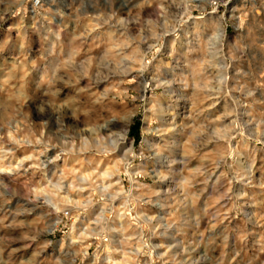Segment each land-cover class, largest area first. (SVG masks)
I'll return each instance as SVG.
<instances>
[{
	"label": "rangeland",
	"instance_id": "1",
	"mask_svg": "<svg viewBox=\"0 0 264 264\" xmlns=\"http://www.w3.org/2000/svg\"><path fill=\"white\" fill-rule=\"evenodd\" d=\"M0 264H264V0H0Z\"/></svg>",
	"mask_w": 264,
	"mask_h": 264
},
{
	"label": "bare ground",
	"instance_id": "2",
	"mask_svg": "<svg viewBox=\"0 0 264 264\" xmlns=\"http://www.w3.org/2000/svg\"><path fill=\"white\" fill-rule=\"evenodd\" d=\"M142 89H143V88H142ZM142 91L144 92V91H145V88H144ZM64 121H65V120H64ZM76 121H77V120H76ZM111 130H112V127L107 125V126L105 127V130L101 133V135H102V134H105V133H109ZM91 135H92V134H91ZM91 135H90V136H91ZM99 137H100V133H98L96 136H94V138H95V140H96V141H95L96 144H99V143H100V142H99V141H100V138H99ZM122 137L124 138V137H125V134H123ZM91 142H92V141H91ZM98 142H99V143H98ZM115 143H116L115 140H110L108 144H109L111 147H114V146H115ZM13 159H14V158H13ZM90 162H91V161H90ZM4 165H5V164H4ZM4 171H5V170H4ZM94 171H95V170H94ZM79 176H80V175H79ZM89 176H90V175H87V177H86V176H82L81 178L79 177V181L83 183V182H85L87 179H89ZM102 176H103V177L109 176V172H108V171L103 172V173H102ZM70 185H72V184H70ZM70 185H69V186H70ZM79 185H80V183H79ZM55 187H56V186H55ZM100 187H101L102 189H106V188H107L106 186H104V182L101 183ZM58 189H60V188H58ZM47 201L50 202V203H52V199L49 198V197L47 198ZM109 215H110V214H109ZM109 215H108V214H107V215H104V218H102V220H105L106 218L109 219V218H110ZM119 224H121V223H119ZM120 226H121V225H119V227H120ZM106 259H107V260H110V256L108 255V256L106 257Z\"/></svg>",
	"mask_w": 264,
	"mask_h": 264
},
{
	"label": "built area",
	"instance_id": "3",
	"mask_svg": "<svg viewBox=\"0 0 264 264\" xmlns=\"http://www.w3.org/2000/svg\"><path fill=\"white\" fill-rule=\"evenodd\" d=\"M35 4H37V1L35 2ZM64 217H68L70 214H69V211H66L63 213Z\"/></svg>",
	"mask_w": 264,
	"mask_h": 264
}]
</instances>
